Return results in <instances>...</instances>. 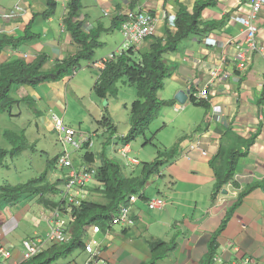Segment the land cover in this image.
<instances>
[{
    "label": "crops",
    "instance_id": "obj_1",
    "mask_svg": "<svg viewBox=\"0 0 264 264\" xmlns=\"http://www.w3.org/2000/svg\"><path fill=\"white\" fill-rule=\"evenodd\" d=\"M55 1V12L44 18L42 13L48 8L47 0H0V9L21 8L15 17L0 16V32L13 38L24 37L26 31L34 35L15 47L5 46L0 53V63L14 58L33 63L45 55L42 69L48 70L57 60L74 56L81 49L80 43L74 42L65 24L70 0ZM198 1L82 0V7L75 19L83 23L86 32L97 34L101 45L94 49L91 59L81 60L80 66L84 63L97 75L93 76L90 70L79 66L74 74H67L57 81L47 80L36 86L13 85L10 95L19 102L13 104L10 113L4 111L0 115L7 112L14 116V105L27 104L36 114L37 135L41 131H55L52 111L59 114L66 124L76 127V119L68 114L70 107L89 114L92 107L101 108L93 85L102 69L93 62L113 51L122 41L124 10L145 9L156 18L154 34L135 49L145 51L152 37L166 36V16L177 15L179 3L190 13ZM241 1L246 0H213L202 10L200 17L202 22H213V27L206 32L188 35L176 51L163 54L169 74L156 96L160 100H173V103L162 106L150 123H154L156 128L155 140L158 145H154L155 152L140 150L148 161L139 159L141 163L134 164L119 152L122 145L127 144L132 155L131 146L124 138L130 128V108L136 99V87L123 77L120 79L123 85L118 84L120 80L117 84L125 91L124 97L117 92L114 97L101 98L108 100L102 116L106 112L111 128L105 127L108 135L100 148L90 150L94 154V163L100 166L105 154L120 165L124 176L140 179L144 162L161 160L158 171L148 176L139 192L143 193L144 202L155 196H162L166 200L163 208L154 210H149L142 201L138 202L133 208L136 219L134 226L126 228L116 225L108 231L104 230L105 238L99 252L101 260L109 264H148L152 257L151 245L157 241L169 242L177 235L176 248L155 264H211L212 259L206 258L209 242L227 214L228 205L238 192L256 184L243 196L225 227L215 237L214 255L219 254L225 262L246 255L255 257L259 263L264 262V56L254 53L244 68L237 67L234 57L236 45L244 44L245 36L241 26L229 20L237 13L236 7ZM208 35L216 37V45L205 43ZM257 39L264 45V6L259 13ZM105 46L109 48L108 51H102ZM218 65L227 76L217 79L207 108L193 103L190 95L184 104L175 99L179 90L191 92L201 88L209 78V69ZM120 110L121 117L117 116ZM150 125L146 130L148 132H145L148 137L153 132ZM22 130L27 149L29 142L25 133L28 130ZM13 132L20 135L21 130ZM233 145L245 151L238 159L233 177L237 185L229 182L214 194L215 175L211 160L220 147ZM105 146L107 153L104 152ZM12 147L13 143L8 140V146L3 149L10 150ZM7 156L17 155H6L0 166L5 165ZM46 181L52 184L54 179H49L47 173ZM95 183L90 188V196ZM102 196L104 199L99 203L106 204L108 200ZM45 198L53 204L52 192L46 193ZM42 208H50V205L42 203L38 195L26 202L9 203L0 199V245L10 251V261L21 258V241L24 237L48 231V225L39 218ZM87 256L80 248V253L67 264H83Z\"/></svg>",
    "mask_w": 264,
    "mask_h": 264
},
{
    "label": "trees",
    "instance_id": "obj_2",
    "mask_svg": "<svg viewBox=\"0 0 264 264\" xmlns=\"http://www.w3.org/2000/svg\"><path fill=\"white\" fill-rule=\"evenodd\" d=\"M213 0H200L195 3L193 11L188 12L186 7L179 3L180 9L176 15V30H167L164 38H153L149 48L145 51L134 52L130 49L118 56L115 60L109 61L101 70L98 79L93 85V91L96 97L106 98L117 94V82L126 77L127 81L136 87V99L131 103L130 108V128L125 135V142L129 143L138 136H145L150 123L156 118L159 109L164 105H170L173 100H160L156 95L159 89L163 87V81L169 74L168 67L163 60V54L174 52L178 49L180 42L190 34L206 32L213 27V22H202V10L211 5ZM48 8L42 13L44 18H48L55 12L57 2L47 0ZM82 7V0H70L69 11L65 18V24L70 31L74 42L80 43L81 49L69 58L57 60L51 69H42L46 56H40L38 61L33 63L26 62L21 58H14L0 63V113L7 111L10 113L14 103L19 102L10 95L13 85H32L36 86L47 80H60L67 74H73L80 66L81 60L91 59L94 55V49L101 45L97 34L86 32L83 29V23L75 18ZM34 35L26 31L24 37L13 38L4 32H0V53L7 45L17 46L20 42L32 38ZM191 101L205 108L209 106L204 100H195L191 96ZM106 113V112H105ZM103 114L99 121L103 127L111 128L109 118ZM6 137L13 143L10 150L0 148V165L6 155L15 156L26 149L24 134L6 132ZM152 138L145 142H151ZM245 154L238 146L233 145L229 148L220 147L218 153L211 160V166L214 170L215 183L214 194H217L222 187L231 182L237 185L233 180L238 159ZM89 162H94V154L87 151L84 155ZM220 158V160H219ZM162 161L156 159L152 162L143 163L142 178L126 177L122 174L120 165L106 157L102 156V164L98 166L97 179L101 183L100 189L108 202L102 204L90 199L84 201L82 206L72 210V240L65 244H51L44 251L35 255L33 258L22 264H50L59 258L67 257L72 251L79 247L83 248L82 235L91 224L100 225L101 228L108 226L109 219L114 211L123 203H126V196L131 193L139 192L147 180L148 176L158 171ZM47 167L52 168V161H48ZM48 171L45 170L38 177L32 178L24 183L11 185L9 183L0 185V199L9 203L21 201L26 197L38 195L42 203H47L52 207L54 205L46 200L45 195L51 192L59 183L50 184L46 181ZM256 185V184H255ZM255 185L246 187L238 194L237 200L233 203L227 214L223 218L219 228L213 234L209 242V253L207 260L214 256L215 237L225 227L229 217L234 209L240 204L244 195L252 190ZM176 236L169 242L157 241L151 245L152 257L148 264H155L157 260L165 257L168 252L173 251L176 246Z\"/></svg>",
    "mask_w": 264,
    "mask_h": 264
},
{
    "label": "built area",
    "instance_id": "obj_3",
    "mask_svg": "<svg viewBox=\"0 0 264 264\" xmlns=\"http://www.w3.org/2000/svg\"><path fill=\"white\" fill-rule=\"evenodd\" d=\"M264 6V0H246L241 1L236 7L237 13L230 16V22L241 26L245 39L244 44L236 45L235 59L238 68H244L248 64L254 53L264 56V45L260 44L258 38L259 32V13ZM20 7L15 6L11 9H0V16L15 17L19 14ZM104 13H108L106 10ZM123 21L121 24L122 41L116 48L107 55L95 60L93 64L103 69L106 64L115 60L121 54L130 49L135 50L144 40L151 37L155 32L156 18L150 11L145 9H126L124 10ZM168 29L176 30V14L166 16ZM208 45H216L217 39L213 35L205 38ZM208 80L199 89L189 92L190 97L195 100L210 99V94H214L213 88L217 79L225 78L227 74L222 72L221 67L214 66L209 69ZM190 91V90H189ZM53 129L57 131L59 140L69 148L65 147L54 160L52 168H57L62 172L60 179L62 184L56 188L55 205L50 208H42L39 211V218L48 225V231L45 234H32L24 237L21 241L22 256L19 260L10 261L11 253L3 245H0V264H22L33 258L35 255L48 248V244H65L72 240V234L66 228V217L69 218L74 208L82 206V203L89 199L93 183H99L96 175L98 165L89 162L84 155L91 150L93 135L80 132L77 127L68 125L62 117L53 112L51 113ZM220 119V116H217ZM85 149V153L80 155L79 159L73 157V152ZM121 155L134 164H140L138 157L130 154L127 144L122 145ZM203 154H206L203 151ZM140 193H131L126 196V203L121 204L109 219L108 226L101 228L100 225L91 224L82 235L83 249L87 253V258L83 264H109L107 261L99 258L100 247L103 244L105 236L104 230L108 231L113 226L132 227L135 224L134 205L141 202ZM146 207L149 210L161 209L165 206L166 200L162 196H155L146 199ZM2 234V225L0 224V236ZM264 254V248H263ZM211 264H264L259 263L253 256L238 257L230 262H225L219 255L215 254Z\"/></svg>",
    "mask_w": 264,
    "mask_h": 264
},
{
    "label": "rangeland",
    "instance_id": "obj_4",
    "mask_svg": "<svg viewBox=\"0 0 264 264\" xmlns=\"http://www.w3.org/2000/svg\"><path fill=\"white\" fill-rule=\"evenodd\" d=\"M105 46L102 51H108L109 48H106ZM111 49V48H110ZM98 50V49H97ZM134 52H140V51H134ZM81 69L87 68V66L81 64ZM90 70V69H88ZM91 71V70H90ZM76 72V71H75ZM74 72V73H75ZM93 73V76L97 75L96 72L91 71ZM73 73V74H74ZM123 83L118 82V84ZM118 86V93L120 96L126 95L125 91L120 89ZM126 85V84H125ZM130 86V85H126ZM131 90H133V87H131ZM129 95V94H127ZM114 97V96H113ZM135 97V96H132ZM99 100L100 106L92 107L91 113H82L77 108H69L68 114L72 115L77 121L76 127L80 130V132H85L87 134L93 135V143L94 145L91 147V151H95L96 149L100 148L101 142L104 141L106 138V135H108L106 132V128L103 126H100L99 121L102 116V110L106 108L108 100H103L99 97H97ZM107 109V108H106ZM19 111H21V115H19ZM13 113L14 116H10L7 112L2 113L0 115V147L6 148L8 146V138L6 135H3L6 132H12L14 130H21V133H23L22 129L28 130L27 133H25L26 139L29 142V145L26 150H24L22 153L15 157L7 156L4 160L5 165L0 166V184L2 183H10L12 185H17L20 183H24L32 178L38 177L42 172L45 171L47 167L48 161H52L54 164V160L59 152H61L65 147L69 148V146L64 145L60 142L59 136L57 131H49V132H43L41 131L39 135L36 134L35 128V121L37 120L36 114H34L33 109L31 106L27 104L23 105H14L13 107ZM82 113V114H81ZM122 110L117 112V116L121 117ZM123 124H120V127H122ZM150 129L153 131L148 136L140 135L134 140H131L129 142L131 146V153L132 155H135L138 157L141 161H148L145 158V153H140V150H145L146 152L148 150H151L152 152L156 151V148L154 145H158L156 138V128L154 127V123L150 125ZM148 132V131H146ZM20 133V134H21ZM122 137V136H120ZM25 138V137H24ZM152 138V142H145L146 139ZM26 142V140H25ZM104 152L107 153L108 148L105 146ZM59 151V152H57ZM85 149H82L80 151L73 152V157L75 159H79L81 154H84ZM57 152V153H56ZM90 152V151H89ZM49 179H54L53 183H56L58 181V178L62 177V172L55 168H47ZM62 182L59 179L58 185L51 191L52 196L54 197V205H55V196H56V188L61 185ZM101 183H95V186L92 189V195L89 196L91 200L95 202H101L104 198L102 196V192L100 189ZM238 192L231 203L228 205L227 209L229 210L233 203L238 198ZM30 197H26L24 199H21V201L28 200ZM48 198V197H47ZM46 200L48 201V199ZM227 203V202H225ZM53 205V206H54ZM72 216V214H71ZM71 216L69 218L66 217V228L67 230L72 234V223H71ZM21 228V227H20ZM19 228V229H20ZM51 244H48V247ZM80 253V248H75L72 253H70L67 257H62L57 259L56 261L50 263V264H67L72 261L73 258H75Z\"/></svg>",
    "mask_w": 264,
    "mask_h": 264
},
{
    "label": "water",
    "instance_id": "obj_5",
    "mask_svg": "<svg viewBox=\"0 0 264 264\" xmlns=\"http://www.w3.org/2000/svg\"><path fill=\"white\" fill-rule=\"evenodd\" d=\"M189 90H179L176 94H175V99L181 103L184 104L186 102V100L189 97Z\"/></svg>",
    "mask_w": 264,
    "mask_h": 264
}]
</instances>
